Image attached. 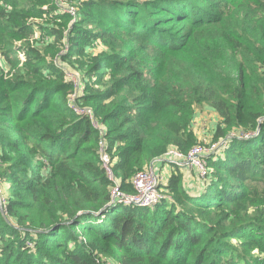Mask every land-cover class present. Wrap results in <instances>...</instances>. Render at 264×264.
Wrapping results in <instances>:
<instances>
[{
	"label": "trees",
	"instance_id": "trees-1",
	"mask_svg": "<svg viewBox=\"0 0 264 264\" xmlns=\"http://www.w3.org/2000/svg\"><path fill=\"white\" fill-rule=\"evenodd\" d=\"M62 1L0 0V264H264V0H73V22ZM52 12L68 19L32 20ZM65 61L83 75L72 102ZM73 106L104 124L126 193L170 145L202 142L199 107L213 140L236 136L198 193L177 166L172 197L112 203L99 130Z\"/></svg>",
	"mask_w": 264,
	"mask_h": 264
},
{
	"label": "built area",
	"instance_id": "built-area-1",
	"mask_svg": "<svg viewBox=\"0 0 264 264\" xmlns=\"http://www.w3.org/2000/svg\"><path fill=\"white\" fill-rule=\"evenodd\" d=\"M62 4V2H61ZM60 5V4H59ZM68 12L70 9H66ZM74 10V8H73ZM75 11V10H74ZM73 11V13H75ZM76 19V17H75ZM73 22V21H72ZM45 36V35H43ZM1 55V53H0ZM54 62H60L56 57ZM2 63V59L0 56V64ZM64 72L66 78L71 81L74 85V88H77L79 85V75L74 71L70 70L69 67H64ZM73 93V92H72ZM79 95L74 94L72 98L69 99V102L74 101ZM72 105V104H71ZM74 107V110L80 114L87 115L91 121L93 127L99 130L100 141H99V149H100V158L102 160L103 166L105 167L110 180L113 181L114 186L111 189L112 195V203H123V204H133L138 206H153L159 202H161L165 198V194L162 193L164 189L162 188V184L165 181L162 172L158 173L153 165L155 160H165L171 165H176L179 167L187 168L186 166H190L199 173L201 177H205L208 172L207 168V160L206 157L214 152L217 144H213L210 147H206V145L202 143L195 144L192 146L188 152L181 151L176 145H170L165 153L155 159L150 166L137 171L133 178L132 183L134 186V192L126 193L120 188V180H118L110 166V156L105 149V140L104 135L106 134L105 126L102 122H100L96 116L92 108L89 107ZM247 134L245 136H249Z\"/></svg>",
	"mask_w": 264,
	"mask_h": 264
},
{
	"label": "rangeland",
	"instance_id": "rangeland-1",
	"mask_svg": "<svg viewBox=\"0 0 264 264\" xmlns=\"http://www.w3.org/2000/svg\"><path fill=\"white\" fill-rule=\"evenodd\" d=\"M74 4H75V1H73V0H63L62 1V4L60 6L57 5L58 7H61L62 10L66 11L67 13H69V17L68 18L71 19V22L74 21L75 20V17L77 16V8H76V6ZM73 8H74L75 11L73 10ZM66 9H70L69 12ZM73 11L75 13H73ZM52 14L54 16V12H52L51 14L46 13L44 15V18L38 17V18H34L32 20H34V21H36L38 23L40 22V23H45V24L46 23H52V22L55 23L52 19L51 20H48L47 19V18H51ZM54 17H57L56 23L58 25H61V23L63 22V19L64 20L65 19H68V18H63V17L60 18L59 16H54ZM91 28L93 30H95V27L94 26H91ZM34 31H35V37L36 36H39V35H42L41 29L39 27L36 26V28H34ZM35 37L33 38V41H30L29 40L32 45H36V41L38 40ZM25 42H28V41H26V39H22V40H17L15 42V48L17 50V52H16L15 55H17L21 60L24 59V54L25 53H23L22 51H19V48L21 46H23L25 44ZM46 43L47 42H45L44 40H40L39 47L42 49L43 53L45 54L46 59L48 61H52V57L50 56L51 54H48V52L45 51L46 50ZM60 50L59 51L61 53V52H65L67 50L69 51V48L67 46L60 47ZM95 51L96 52H99L100 51V47H98V46L95 47ZM0 56H1V59H2V64L1 65H5V67H6L5 70H8L7 65L4 64V62H3L4 56L3 55H0ZM65 65L68 66L70 70L74 71L76 74L79 75V85H78L77 88H74L73 93L69 94V96H68V100H69L70 98L73 97L74 94L79 95V93H80L81 95H83V93H84V87H82V84H83L84 81H83L82 71L80 69H78L77 67L73 66L72 64H71L72 65L71 66L70 63H68V61L67 62L65 61ZM4 73L7 74L8 72L6 71ZM9 76H11V75H9ZM203 109H204V107H199L198 108L199 111H203ZM207 112L208 113L206 114V118H204V116H196L195 121H194V128L197 130V127H198L199 128L198 131H201L200 139L202 141L201 142L202 144L206 145V147H210L213 144H217L216 145L217 146L216 149L213 150L214 153L219 149L216 152L217 153L216 155H218V153H219V154H222V156L224 157V150L226 148L228 149V146L226 147V143H227L228 138H231L232 136H236V135L232 131V133L229 135L228 138L220 139V140H216V141L213 140L212 137H213L214 131H213L212 128H214V126L213 125L211 126V123H210V121L212 120L211 111H207ZM209 125L211 126L210 129H209ZM221 146H223V147H221ZM210 153H213L212 150H211ZM206 160H207V162L209 161L208 160V156L206 157ZM172 166H173V171L171 173H173L176 170V167H177L175 165H172ZM186 167L187 168H184V167H182V168L180 167V168L184 172V174L186 173L185 180H188L189 177H192L193 178V180H191L189 182L190 187H188V189H189V191L191 193L196 194V193H198V191H200L202 189L203 186H205L204 183H203V181H204L206 175H205V177H201L199 175V173L196 171V169H194V168H192L190 166H186ZM184 183H185V181H184ZM162 193H164L168 197L169 196L172 197L171 192L166 191V189H165V191H162ZM1 195H3V192L1 191V188H0V197H1Z\"/></svg>",
	"mask_w": 264,
	"mask_h": 264
},
{
	"label": "crops",
	"instance_id": "crops-1",
	"mask_svg": "<svg viewBox=\"0 0 264 264\" xmlns=\"http://www.w3.org/2000/svg\"><path fill=\"white\" fill-rule=\"evenodd\" d=\"M207 111H211L212 120L210 121V123H211V126L213 125L215 127L216 124L218 123L219 116H218L217 112L214 111L213 109L208 108V107H205L203 109V111H199L197 109V115L196 116H204V118H206V114L208 113ZM211 126L209 125V129L211 128ZM212 129H214V128H212ZM198 130H199V128L197 127V130L195 129V131L197 132V134L200 138L201 131H198ZM153 165H154V167L158 173H160V171L162 172L165 180H167L169 178V176L171 175V172L173 171V166L171 164H169L168 162H166L165 160H155L153 162ZM185 176H186V173H185ZM191 180H193V178L189 177V179L185 180V182H187V184L189 185V182ZM189 187H190V185H189Z\"/></svg>",
	"mask_w": 264,
	"mask_h": 264
}]
</instances>
